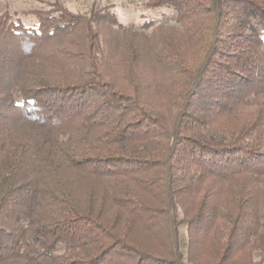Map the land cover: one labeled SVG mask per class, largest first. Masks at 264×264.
I'll use <instances>...</instances> for the list:
<instances>
[{
    "label": "trees",
    "instance_id": "trees-1",
    "mask_svg": "<svg viewBox=\"0 0 264 264\" xmlns=\"http://www.w3.org/2000/svg\"><path fill=\"white\" fill-rule=\"evenodd\" d=\"M0 12V264H264V0Z\"/></svg>",
    "mask_w": 264,
    "mask_h": 264
},
{
    "label": "rangeland",
    "instance_id": "rangeland-1",
    "mask_svg": "<svg viewBox=\"0 0 264 264\" xmlns=\"http://www.w3.org/2000/svg\"><path fill=\"white\" fill-rule=\"evenodd\" d=\"M48 1L54 0H0V12L8 9L18 13L23 21L30 22V16L22 13L29 10H39L47 6ZM63 3L74 12H89L101 9L107 5L114 7L119 21L123 24L137 26L145 18L158 17L161 21L172 23L170 16L163 17L154 10H145L142 6L143 0H55Z\"/></svg>",
    "mask_w": 264,
    "mask_h": 264
}]
</instances>
